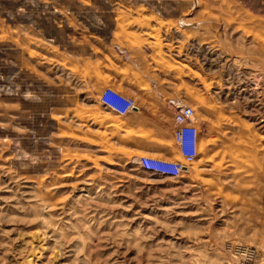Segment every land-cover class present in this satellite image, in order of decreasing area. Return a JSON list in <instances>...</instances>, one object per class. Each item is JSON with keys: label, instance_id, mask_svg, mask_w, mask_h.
Listing matches in <instances>:
<instances>
[{"label": "rangeland", "instance_id": "374dc122", "mask_svg": "<svg viewBox=\"0 0 264 264\" xmlns=\"http://www.w3.org/2000/svg\"><path fill=\"white\" fill-rule=\"evenodd\" d=\"M95 4L119 36L179 54L161 63L203 138L177 179L143 171L168 153L130 150L140 136L87 106L97 89L74 78L92 65L67 71L60 39L80 43ZM0 45L17 73L0 82V264H238L230 246L264 264V0H0Z\"/></svg>", "mask_w": 264, "mask_h": 264}, {"label": "crops", "instance_id": "0c3cea01", "mask_svg": "<svg viewBox=\"0 0 264 264\" xmlns=\"http://www.w3.org/2000/svg\"><path fill=\"white\" fill-rule=\"evenodd\" d=\"M94 9L95 11H90L92 14L83 13L82 15V17L90 18L92 22L78 17V23L81 29L83 28L80 36L77 37L80 43L71 41V38H68L69 33L65 34V38L60 39V55L62 60L65 58L68 60L67 71L76 68L80 73L83 68L86 69L92 65L91 76L81 77V74H77L75 78L72 77L80 87L97 89L95 93L97 99L87 106L93 107L95 111L121 118L124 127L120 135L125 136L127 131L131 130L140 136L137 139L138 146L131 147L130 150L168 153L164 154L163 158L175 161L179 152L174 140L176 126L173 104L184 105L190 101L178 90L181 83L175 80V71L165 72L161 56L164 54L173 59L179 54L170 53L168 49H162L163 54H161L160 50L153 46L155 40L152 35L143 30L127 32L119 36L116 20L107 15L105 18L96 16V13H104L97 4L94 5ZM52 38H54L53 35ZM138 39L147 43H133ZM52 50H54L53 46ZM167 60L173 65L171 59ZM177 62L178 66H181L180 61ZM97 65L102 71L98 77L94 70ZM192 65L190 58L189 67L191 68ZM188 83L191 89H197L198 81L193 80L191 75ZM106 88L119 90L118 92L131 98L137 97L134 98L137 109L125 116H119L105 108L100 102V95ZM194 125L198 130L199 148L203 137L200 131L201 123L196 117Z\"/></svg>", "mask_w": 264, "mask_h": 264}, {"label": "built area", "instance_id": "2783aa9c", "mask_svg": "<svg viewBox=\"0 0 264 264\" xmlns=\"http://www.w3.org/2000/svg\"><path fill=\"white\" fill-rule=\"evenodd\" d=\"M105 98L116 103L120 111L107 104ZM100 102L105 108L119 116H125L137 109V103L134 98L121 96L111 88L104 89L100 95ZM173 108L176 126L174 140L178 146L180 157L186 164H190L197 155L198 130L194 125L196 113L194 108L189 105L173 104ZM137 165L147 173L173 179L179 178L185 171V164L180 161L150 156L138 158ZM229 252L238 264H252L256 259V251L250 247L230 246Z\"/></svg>", "mask_w": 264, "mask_h": 264}, {"label": "flooded vegetation", "instance_id": "af4514ba", "mask_svg": "<svg viewBox=\"0 0 264 264\" xmlns=\"http://www.w3.org/2000/svg\"><path fill=\"white\" fill-rule=\"evenodd\" d=\"M18 3H20L18 1ZM35 12H33L34 14ZM88 13V14H92L90 11H86L85 14ZM27 14H30V13H27ZM31 17H34L31 16ZM31 17H29L28 15H26L25 17H23V19H31ZM1 46V45H0ZM5 48H2L0 47V82H4L5 78H6V81H13V79L17 78L15 75L17 74L16 71L14 70L15 69V66H7V67H4L2 65V62H4V59H3V55H5ZM9 50V49H7ZM15 50V49H14ZM11 51V50H10ZM16 83H13V87L15 86Z\"/></svg>", "mask_w": 264, "mask_h": 264}, {"label": "bare ground", "instance_id": "6f19581e", "mask_svg": "<svg viewBox=\"0 0 264 264\" xmlns=\"http://www.w3.org/2000/svg\"><path fill=\"white\" fill-rule=\"evenodd\" d=\"M105 102H106L107 104L111 105V106H112L114 109H116L117 111H120V110H119V107H118V105H117L116 103H113V102L107 100L106 98H105ZM197 149H198V146H197Z\"/></svg>", "mask_w": 264, "mask_h": 264}]
</instances>
